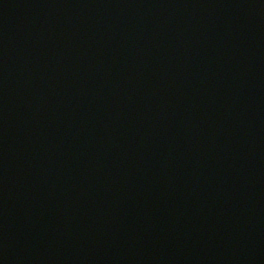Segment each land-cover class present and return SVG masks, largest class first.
Wrapping results in <instances>:
<instances>
[{
  "label": "water",
  "instance_id": "water-1",
  "mask_svg": "<svg viewBox=\"0 0 264 264\" xmlns=\"http://www.w3.org/2000/svg\"><path fill=\"white\" fill-rule=\"evenodd\" d=\"M0 264H264V0H0Z\"/></svg>",
  "mask_w": 264,
  "mask_h": 264
}]
</instances>
